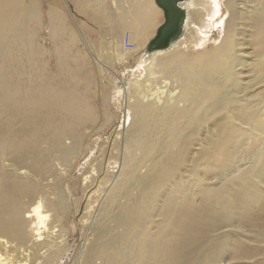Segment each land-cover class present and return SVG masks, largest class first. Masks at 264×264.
I'll return each mask as SVG.
<instances>
[{"label":"bare ground","instance_id":"6f19581e","mask_svg":"<svg viewBox=\"0 0 264 264\" xmlns=\"http://www.w3.org/2000/svg\"><path fill=\"white\" fill-rule=\"evenodd\" d=\"M45 1L0 0V264H58L76 227L67 264H264V0L184 1L125 70L156 0Z\"/></svg>","mask_w":264,"mask_h":264},{"label":"rangeland","instance_id":"374dc122","mask_svg":"<svg viewBox=\"0 0 264 264\" xmlns=\"http://www.w3.org/2000/svg\"><path fill=\"white\" fill-rule=\"evenodd\" d=\"M67 1L70 3L72 11L75 12L74 11L73 0H65V3H67ZM223 2H224V0H223ZM43 4H44V9H47L49 7L48 3L45 0H43ZM61 5H63V0H61ZM164 18H165L164 16H159L158 17V22L161 24L162 22L165 21ZM219 30L220 29L218 27H214L211 30V32H208L207 35L210 36V38H209L208 42L206 44H204L203 46L212 47L214 44H216L217 41H218V38H219ZM204 35L205 34H202V36H204ZM216 37H218V38L216 39ZM189 47H191V44H190ZM189 47H188L187 50H189L190 53H193L195 49L196 50H199V49L201 50L202 49V46L195 47V49L194 48H189ZM146 49L147 48H142L140 50V52L137 54V56L131 57L130 61L127 64H123L122 66H120L119 69L125 70V69H131L132 67H134L135 64L137 63L138 59H139L138 57L141 56V54H143V52H146ZM133 58H135V59H133ZM130 71H127V72H125L123 74L121 73V77H122V79L124 81V82H122L123 85H125L127 83L126 81H128V77L131 75ZM115 109H116V111L114 110L113 114L116 117L119 115V118L117 117V119L115 121V124L113 126H111L109 128V130L106 132L107 134L106 133L104 134V139H107L113 132H115L116 130L120 129L121 126L123 125V117H124V114L126 112L125 103L124 104L122 103L120 105V107H118V109H117V107ZM93 139H97V136H95ZM99 155H100V153L97 152V156H99ZM84 162H87V159L83 160L82 164ZM80 174L81 173L79 172V170H76V172L74 173L73 178L75 179L76 177H78V179H80L79 178ZM263 222H264V220H263ZM80 230L81 229H78V227H76V228H74V230H72L73 233L70 236L69 243H70V246H73V247H72L71 250H69V253H67V255L63 258V260L61 262H59L58 264H67L71 260V258L73 257L77 247L79 246V244L83 240V232L80 231Z\"/></svg>","mask_w":264,"mask_h":264},{"label":"water","instance_id":"95a60500","mask_svg":"<svg viewBox=\"0 0 264 264\" xmlns=\"http://www.w3.org/2000/svg\"><path fill=\"white\" fill-rule=\"evenodd\" d=\"M188 0H156L157 5L163 9L165 21L147 46L146 52L155 49H166L174 44L183 34L187 18L186 9L181 3Z\"/></svg>","mask_w":264,"mask_h":264}]
</instances>
